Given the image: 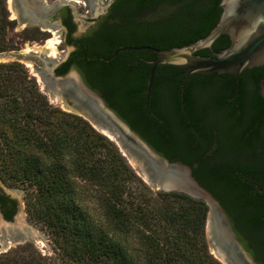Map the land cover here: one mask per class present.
<instances>
[{
    "label": "trees",
    "instance_id": "1",
    "mask_svg": "<svg viewBox=\"0 0 264 264\" xmlns=\"http://www.w3.org/2000/svg\"><path fill=\"white\" fill-rule=\"evenodd\" d=\"M221 1L133 0V20L143 15L148 22L142 26L133 22L131 39L126 42H116L112 37L104 38V43L109 47L152 46L162 50L192 44L216 26L222 13ZM14 28L6 0H0V52L15 48L8 39ZM229 45V36L222 35L210 50L220 52ZM210 50L198 54L212 56ZM125 53L131 58L127 68L131 91L126 103L130 125L169 160L190 164L200 185L223 206L232 207L234 203L239 219L253 228L245 246L258 263L264 264V194L254 196L244 182L255 180L264 188V168L249 166L245 152L250 136L246 131H236V108H229L228 103L238 85L236 76L192 75L183 109L184 72L158 67L150 110L164 122L163 134L159 124L145 121L138 107L146 102L151 71L148 62L156 55L149 50ZM247 71L257 81L262 75L260 68ZM256 80L254 84H258ZM24 84H29L28 88ZM209 88L215 89L210 98L206 93ZM253 97L255 102L262 100L258 93ZM159 99L175 108L174 116L158 108ZM224 108L229 110L220 119L227 135L222 141L210 136L208 120L210 111H226ZM216 146L218 151L210 156ZM1 173L14 182L35 187L29 202L32 219L47 228L61 260L34 251L26 255L29 250L23 247L16 249V254L0 255V264H219L207 250L208 206L203 200L176 192L150 195L146 186L134 190L132 184L139 178L114 144L83 119L52 108L28 71L16 62L0 65ZM82 186L83 196L92 190L99 217L89 212V204L83 207L81 201L85 199L78 192Z\"/></svg>",
    "mask_w": 264,
    "mask_h": 264
},
{
    "label": "flooded vegetation",
    "instance_id": "2",
    "mask_svg": "<svg viewBox=\"0 0 264 264\" xmlns=\"http://www.w3.org/2000/svg\"><path fill=\"white\" fill-rule=\"evenodd\" d=\"M132 2L133 0H55L51 5H48L53 14L50 16L47 27L27 26V28L31 33L38 34V39L34 36L33 40L29 39L31 43L37 39L45 45L50 40L52 31L58 33L59 41L54 43L56 52L47 46L43 47L44 50L40 54L34 49L24 52L23 49L16 48L8 52L21 54L23 60H35L34 70L43 77L45 90L53 97H57L58 103L65 106L68 111L79 115V117H84L81 114L85 112L93 119H100V117H104L99 107V101L102 100L115 117L141 137L139 132L130 125L126 114V103L131 91V87L128 85L127 68L131 65V58L125 52L131 51H119L122 48L133 46L115 45L114 47L112 45L109 47L104 43V38L111 39L112 37L116 42H126L131 39L133 22L138 26L148 22L149 19L143 15L133 20L130 13ZM214 52V50H210V54L213 55ZM122 66H125L124 71L121 70ZM259 68L262 70V75L259 76L258 81L247 70L242 73L244 74L243 80L242 74L240 75L235 93L228 103L229 108H236L235 114L239 120L236 130L238 134H243L246 131V136H250L251 143L248 144L245 152L248 156L246 159L250 161L249 166L264 168V97L260 86L264 79V69ZM255 80L258 84L253 83ZM159 91L169 92L164 88H159ZM214 91V88L206 89L207 97L210 98ZM253 93H258L262 100L255 102ZM196 95H194L195 101ZM156 104L158 108L166 109L173 116L175 115V108L171 109L170 105L165 106L160 99L156 101ZM138 107L146 122L152 121L156 125L159 124L161 132L163 134L166 132L164 122L156 119L151 113L150 103L149 109L145 103ZM225 109L226 111H210L208 120L210 136L220 138L222 141L227 136L225 126L220 121L229 110ZM184 114L188 117L186 110H184ZM173 123L177 128L175 117H173ZM189 124H191L190 120ZM151 126L154 128L153 125ZM153 128L149 129L152 135ZM158 135H160L159 132ZM144 141L156 151L146 140ZM216 151H218L217 146L210 150L209 155H215ZM156 152L170 163H180L190 167L194 177L193 167L190 164L179 159L171 161L158 151ZM253 163L256 164L253 165ZM196 181L198 182L197 179ZM244 182L247 184L249 192L254 196L259 193L264 194L260 191L264 188L255 180L245 179ZM208 192L220 203L210 191ZM220 205L227 219L225 230L230 236V245L235 251L238 249L246 251L257 262L245 246L247 237L253 232L252 225L244 224L239 219L238 209L234 203V207L223 206L221 203ZM19 209L20 201L7 194L0 186V216L6 221L13 222Z\"/></svg>",
    "mask_w": 264,
    "mask_h": 264
},
{
    "label": "water",
    "instance_id": "3",
    "mask_svg": "<svg viewBox=\"0 0 264 264\" xmlns=\"http://www.w3.org/2000/svg\"><path fill=\"white\" fill-rule=\"evenodd\" d=\"M54 1L8 0V10L12 13L9 19H17L14 31L19 32L27 26L47 27L50 16L53 14L48 5ZM220 7L222 13L216 26L205 38L192 44L169 50L152 46L125 47L119 50H149L156 55L154 60L148 62L151 71L146 89L147 109H149L155 74L160 66L174 67L184 72L185 78L181 89L183 107L185 106L186 88L192 75L232 74L236 76L239 83V77L244 71L259 67L264 69V0H222ZM52 34L53 38L45 45L29 41L24 44H15L20 46L24 52L34 49L40 54L44 46L56 52L54 43L59 41V34L55 31H52ZM222 35L229 36V47L220 52H214L212 56L198 54L202 50L212 49V45ZM12 60H22L29 71L30 78L39 76L43 97L50 96V103L68 111L65 106L58 103L57 97H53L45 90L43 77L34 70L35 60H23L22 55L17 52L0 53V63ZM260 86L264 97V79ZM99 105L104 117L93 119L85 112L81 115L96 126V133L112 139L122 156H127L132 170L137 176L142 177L148 189L158 193L179 192L203 200L207 204L206 235L212 249L213 259L221 264H258L246 251L242 249L235 251L230 245V236L225 230L227 219L220 203L196 181L190 167L180 163H170L124 122L115 117L102 100L99 101ZM68 112L79 117L71 111ZM84 117L80 118L86 120ZM0 186L3 189L1 181ZM3 190L20 201V209L13 222L6 221L0 216V254L33 242V248L45 255L43 248H48L43 235L31 230L24 190ZM260 191L264 193V190Z\"/></svg>",
    "mask_w": 264,
    "mask_h": 264
},
{
    "label": "rangeland",
    "instance_id": "4",
    "mask_svg": "<svg viewBox=\"0 0 264 264\" xmlns=\"http://www.w3.org/2000/svg\"><path fill=\"white\" fill-rule=\"evenodd\" d=\"M6 4H7V9H8V0H6ZM8 13H9V18H10V16L12 15V13L9 12V10H8ZM11 21H14L15 22V26L17 25V19L16 18L14 20H11ZM8 35H9L8 36L9 42L10 43H14L15 48L12 49V50H6V51H3V52L13 51L16 48L17 49H21V47L18 46V45H16L15 43H22V44H24L27 41H29L30 38H31V40H33L32 39L33 36L36 37V38L38 37V34L31 33V31L28 28H23L19 32L13 30V32L9 33ZM47 37H49V36H47ZM52 38H53V34L50 35V39H52ZM37 39L34 41L35 43H39L40 42ZM3 52H0V53H3ZM13 62H16V63H19V64L23 65V67L28 71V69L26 68V66H25V64L23 63L22 60L4 61L3 63H0V65L1 64H9V63H13ZM31 79L35 80V82L37 84V87H38L41 95L43 96L42 89H41V85H40L39 76L33 77ZM28 85L29 84H26V85L24 84V86L26 88H28ZM45 100L48 102V104L52 108L56 109L57 111H59L61 113H64V114H66L68 116L78 117V116H76V115H74V114H72V113H70V112H68V111H66V110H64V109H62V108H60V107L52 104V103H50V96L47 97V98H45ZM78 118H80V117H78ZM84 121L87 122L92 127V129H94L96 131V126H94L93 124H91L90 122H88L86 120H84ZM101 136L107 138L110 142L113 143L112 139L109 138L108 136H105V135H101ZM123 157L127 161V163L130 166V168L132 169V167H131V165L129 163V160H128L127 156H123ZM138 178L139 179L136 180L132 184V187H133L134 190L136 189V190L141 191L142 188H143V186H146V185H145V183H144V181H143V179H142L141 176H138ZM0 181H1V184H2L3 189H23L24 190V195H25V200H26V205H27V210H28V215H29V220H30V225H31V230H32V232H35V233L40 234V235H43V237L45 239V242H46V245H47V248H48V249L43 248L44 253H45V255H44L43 253H41L38 250L34 249L33 248V242H30V243H27L25 245L19 246L17 248L11 249L9 251L3 252L0 255H5L7 253H13L14 254L15 251H16V249H20V248L25 247V248H27L29 250L26 253V255H28L31 251H34V252H36L37 254H39V255H41L43 257H49V258H52V259H58V262H60L61 259H60L59 253H58V251H56V248H55L54 243L52 241V237H51L50 233L48 232L47 228H45L40 223L38 224V223L34 222V220L32 219V213H30L29 202L32 199V196L31 195H32L35 187H31L28 183H25V182H14V181L11 180V177L8 174H6V173L5 174L4 173H1V175H0ZM78 182L80 183V181H78ZM86 188L89 189V187H87V186H86ZM82 191L83 192L85 191V187L84 186H82L81 188H79V191H78L79 194H80V198L85 199V202L81 201V203H83V207H85L84 206L85 204H89V206L87 208L89 210V212H91L93 214L96 213V216L99 217L100 216V212L97 209V206H96L97 203L94 202L95 199L93 197L92 190L89 189V193L87 192V197H86V195L85 196L82 195ZM176 193H179V192H176ZM148 194H150V195L151 194L152 195H156V194H158V192H154V191L148 189ZM205 237H206V243H207L208 253H209V255L212 256V249H211L210 243L208 241V237L206 235V227H205ZM219 264H221V263H219Z\"/></svg>",
    "mask_w": 264,
    "mask_h": 264
}]
</instances>
